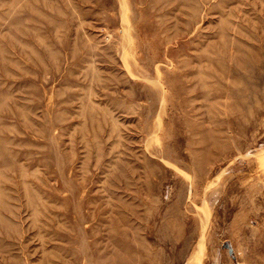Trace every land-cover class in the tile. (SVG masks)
<instances>
[{
  "label": "rangeland",
  "instance_id": "1",
  "mask_svg": "<svg viewBox=\"0 0 264 264\" xmlns=\"http://www.w3.org/2000/svg\"><path fill=\"white\" fill-rule=\"evenodd\" d=\"M0 264H264V0H0Z\"/></svg>",
  "mask_w": 264,
  "mask_h": 264
}]
</instances>
